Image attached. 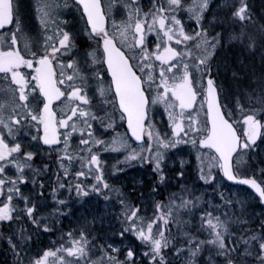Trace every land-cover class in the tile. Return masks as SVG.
Segmentation results:
<instances>
[{
  "label": "snow or ice",
  "instance_id": "6c2138e0",
  "mask_svg": "<svg viewBox=\"0 0 264 264\" xmlns=\"http://www.w3.org/2000/svg\"><path fill=\"white\" fill-rule=\"evenodd\" d=\"M122 2L125 18L117 21L112 12L118 0L107 6L101 0H71V5L68 0H36L42 34L34 39L23 32L13 0H0V29L16 24L15 31H0V95L4 97L0 99V223L9 227L0 236L11 250V264H134L131 246L123 245L127 250L121 259L122 245L109 243L110 236L96 232L113 216L120 230L112 235L123 239L131 233L141 241L148 264H264V210L257 214L236 194L225 199L228 194L217 177L220 173L251 186L264 205V168L241 175L242 166L249 165L252 154L264 146V70L248 74L256 88L242 93L247 108L240 96L235 97L234 108L222 103V96H228L220 83L222 73L230 68L234 81L242 79L243 68L229 63L232 44L259 52L264 69V25L257 32L243 26L252 22L247 0H224L230 17L242 25L239 31L224 34L213 27L216 16L206 19L213 0H150L147 10L140 0ZM71 6L80 11L82 32L94 42L80 56L72 55L81 52L75 43L79 33L70 31L72 22L61 18ZM188 22L194 27L187 29ZM82 65L94 70L82 71ZM98 65L106 66L110 74L106 87ZM90 80L95 85L92 95ZM156 104L164 106L171 135L162 134L153 122L150 108ZM117 114L139 142L137 147H132L127 133L115 132ZM106 130L113 135L104 136ZM21 132L37 142V148L42 144L55 155L50 194L57 207L47 215L36 214L38 201L32 195L43 197L44 180L38 177L49 165L33 167L37 152L23 143ZM181 143L196 150L198 177L215 185L212 195L221 200L220 205L180 185L166 200L152 201V215H141L142 204L133 203L105 176L101 153L123 151L126 166L150 164L163 184L167 150ZM117 170L123 171L113 166ZM183 176V171L176 173L177 179ZM26 183L38 191L24 194ZM58 189L74 192L78 200L96 194L105 206L116 193L121 197L118 211L91 212V219L85 216L76 229L62 233L64 244L43 249L33 258L29 247L33 236L21 216L37 231H51L59 223L56 218L65 214L62 209L72 215L69 201L57 198ZM156 190L154 186L151 192ZM172 225L177 226V234Z\"/></svg>",
  "mask_w": 264,
  "mask_h": 264
},
{
  "label": "rangeland",
  "instance_id": "374dc122",
  "mask_svg": "<svg viewBox=\"0 0 264 264\" xmlns=\"http://www.w3.org/2000/svg\"><path fill=\"white\" fill-rule=\"evenodd\" d=\"M216 1L217 2H214V5L212 6L210 10H231L230 8L224 6V0H221V4H219L220 0H216ZM109 2L110 0H104V5L107 6ZM231 2L235 3L236 0H231ZM247 2L249 3V7L251 8V10H253L252 16L256 17L257 19V24L252 25V32H257L260 26L264 25V0H247ZM140 3L144 7L145 10H147V8L150 7V0H140ZM13 4L17 10L16 15L18 16V18H21L27 12V10H35L36 0H13ZM113 10H123L122 0H118V3L116 7L113 8ZM35 14H36L37 19L39 20V16L37 15L36 11H35ZM235 31H239V29H235ZM241 52L243 54L245 53L246 55H243V54L233 55V53H228L229 63L234 68L236 64H237V69L241 68L243 63H245L246 65H250V62L249 64L246 62L250 59L252 61H254L255 58L258 60H261L259 52L252 53L246 50L245 48H243ZM258 62L261 63V61H258ZM242 68H243V71L240 72V76L242 77V79L239 82L233 80L231 68L228 71L223 72L222 78L220 79V83L222 84L228 96V99H224L223 96L221 99L224 102V104H226L229 108H234L236 96L241 97V103L244 105L245 108L249 107V105L245 103L242 93L246 91L252 92V90L256 88V83L251 82V78L248 74L252 71H255L257 74H259L262 71L256 67L255 68L242 67ZM103 84L106 87L105 82H103ZM197 104H198V101H197ZM155 106L156 107L154 110L155 115L153 117L154 118L153 122L155 123L156 127L160 129L162 134L171 135V126L168 123V118L167 119L165 118L167 114L164 110V106L162 104L160 105L161 107H159L158 104H156ZM252 107H258V105L253 104ZM188 114H191V113H187L186 115ZM200 116L201 118L203 117L202 112L200 113ZM237 118L238 119L240 118L239 114H237ZM75 143H76V140L73 139V145H75ZM114 153L115 152L107 151V152H104L101 156V160L104 162L105 176L106 178H108V180H109V170H110L109 157H113ZM166 158H167V163L165 165L166 180L171 182L173 184V187L176 188V189L168 188L169 190H171L172 192L178 191L177 189L178 182L177 180L173 181V176H176L175 172L183 171V173L186 174L183 176L185 180L183 185H187L194 190H197L198 187H201V188L204 187L205 192H207L206 201L211 200V203L214 204L215 196H213L212 193H213V190L215 189V185L205 184L203 181L199 179L198 163L196 160V150H194L190 144L181 143V144H178L176 148L167 150ZM181 160L184 161L183 165H181L180 163ZM120 165H122V167H120ZM147 166L150 167V169L148 170H153L150 164H147ZM115 168L123 169V171L117 170L115 172H124L127 174L128 177L131 175L135 177L136 173L134 171H137L140 173L144 172L143 170L138 171L136 169L132 171L128 169L127 166L123 162L116 163ZM261 168H264V146L259 147L257 151L252 154L251 163L247 165L246 167L242 166L241 173L244 174V172H248L249 170L261 169ZM10 174L12 173L10 172ZM143 174H145L144 177L146 180V188H149V191L146 192L147 193L145 196L146 199L143 200L145 204L142 205V208L144 210L141 212V215L144 213V211L147 209L150 202L153 200L152 198L153 195L157 192V190L155 193L151 192L152 188L149 185H147V181L151 180L154 174L149 175L151 173L147 172V169L145 170V173ZM217 177H218V183L222 186L223 190L228 194L225 196L227 199H232L233 198L232 194H236V196L243 197L247 201L249 209H254L257 214L260 211L264 210V208L260 205L258 199H256L255 196L252 195L248 190L240 188V187H232V186L227 185L224 182L223 178L220 175H218V173H217ZM91 182H92L91 179H88L87 183H91ZM161 185H164V183ZM21 190L22 192H24V194L31 193V190L26 184L22 186ZM136 191H137L136 189H128L127 191L123 190V192L127 195V197L132 202L134 198L136 197V194H137ZM61 194L63 196V199H67L68 192L66 190H62ZM105 195H107V193H105ZM115 195L116 193H112L111 198ZM113 208H116V210L118 211L117 204H115L114 202H111L110 205L105 206V201L103 200L102 197L96 194H91L90 198H85L83 200L76 199V200L70 201L67 204V209L71 210L72 215L69 216L67 215V212H66L65 220L62 218V216L58 217L57 219L59 220V223H61V221L63 220V222H65L69 227L76 229L78 225L82 222L85 216L88 219L92 218L91 212L93 211L97 213L102 212V211L110 212ZM62 211H66V210L62 209ZM224 211H228V209H225ZM252 226L253 225H244V227H252ZM119 230H120V225L117 222V218L113 216L109 220L105 221L104 228H97L96 232L98 234L99 233L106 234V238L110 236L111 238L109 239V243H113L116 245H122L121 249L124 247L123 245L135 247L137 244L141 243V241L136 239L131 233H127L123 239L120 238L119 236L112 235V233L118 232ZM232 231L234 232L237 231V228L233 227ZM99 242L103 243L104 241L100 240ZM96 254H98V252ZM4 261L5 262L7 261V256L4 253L0 252V262H4Z\"/></svg>",
  "mask_w": 264,
  "mask_h": 264
},
{
  "label": "flooded vegetation",
  "instance_id": "af4514ba",
  "mask_svg": "<svg viewBox=\"0 0 264 264\" xmlns=\"http://www.w3.org/2000/svg\"><path fill=\"white\" fill-rule=\"evenodd\" d=\"M68 3H69V5H71V0H68ZM219 4H221V0H220ZM230 11L231 10H210L207 14L206 19L210 18L211 16H216L217 19L213 22V27L215 28L216 31H220L222 34H224L227 31L240 29L242 27L241 23L237 20H233L230 17ZM112 17L117 21L123 20L125 18L124 10H113ZM16 18L20 20L21 28L23 29L24 33H27L28 35L32 36L34 39L41 36V34H42L41 25L39 24V20L37 18H36V20L34 19V10H27V12L21 18H18L17 15H16ZM61 18L70 20L72 22L73 27L70 28L69 30L70 31L74 30L77 33H79V35L76 38L75 43H76L77 48L80 49L81 52L78 53L76 51H73L72 55L80 56V55H82L83 49L88 48L90 44L92 46H94V42L91 41L89 39V37L82 32V28L84 26V19L81 18L79 10H77L74 6H71L68 9H64V13H63ZM182 19H183V17H182ZM253 24H256V18L252 16V22H250V23L245 22V25H243V26L246 27L247 31L251 32V27ZM108 27L111 29V19L108 21ZM192 27H194V24L192 22L186 23L187 29H191ZM15 30H16L15 22H13L10 25L5 26L3 29H0V31H2V32H10V31H15ZM49 34L51 35V32ZM19 46L23 49V46H24L23 35H21V37L19 39ZM150 46H151V42H150ZM234 46H237V45L232 44V45L228 46V53L234 52L233 51ZM33 50H36V49L33 48ZM71 58H72L71 56L67 57V59H71ZM97 67H99L100 71L104 73L103 81H105V84L107 86V84L109 83V80H110V74L107 73L105 66L98 65ZM92 70H94V69H89V68L84 67L82 65V71L88 72V71H92ZM89 84L92 85V87L89 90V95H92L93 91L95 89V85H94V82L91 80L89 81ZM2 88H3V83L0 82V89H2ZM3 98H4L3 95H0V99H3ZM125 122L126 121H120L119 116L117 114L116 124L114 126L115 132H119L122 134L127 133V135H128V131H127V128L125 126ZM94 127H95V125H94ZM33 134H35V133L33 132ZM19 135L23 137V143H25L29 146V150L37 152V155L33 158L34 159L33 165L41 167V165H43V164H48L49 170H50V162L52 159H55V155L53 154V152L50 151L47 146H43L42 144L40 145L39 148H37L36 147L37 142L31 141L30 138L28 137L27 133L21 132ZM75 135L78 136L79 134H75ZM103 135L104 136H111V135H113V131L112 130H106L103 133ZM128 139H129V136H128ZM116 153H118V152H116ZM121 156H122L121 153L117 155L118 160L114 159L113 157L109 158V167H110L109 175H112V176L114 175L113 166H115L116 163H120ZM49 170L47 172H44L43 170H41L42 175L38 177L39 179L44 180L45 186L47 185V178L46 177L49 173ZM119 175H121L122 177H120L119 182L116 181V183L120 184L119 185L120 188H126L124 185L125 182H127V187H129L130 189L140 190L142 188L141 181H140V177H141L140 173H137L136 178H133V179H130L129 177L125 176L124 172H119ZM109 183H112V182L109 181ZM126 189H128V188H126Z\"/></svg>",
  "mask_w": 264,
  "mask_h": 264
},
{
  "label": "trees",
  "instance_id": "16d2710c",
  "mask_svg": "<svg viewBox=\"0 0 264 264\" xmlns=\"http://www.w3.org/2000/svg\"><path fill=\"white\" fill-rule=\"evenodd\" d=\"M164 194V191L162 192L161 195ZM158 201H162V197L159 198ZM186 230H190L189 227L186 228ZM172 231L174 234H177V226L176 225H172ZM66 238L64 239H58V238H55L53 236V234L50 235V244H49V248H52L53 250H55L58 246H60L61 244H64V241H65ZM127 249L124 248L120 251V258L123 259V254L124 252L126 251ZM133 251L135 252V257H134V264H148L147 262V258L142 254L144 251H140V248L138 247L137 250H134ZM9 253L12 257V254H11V250H9ZM33 258H35L37 255H41V254H30ZM99 255V253L97 254ZM13 258V257H12ZM13 261V260H12Z\"/></svg>",
  "mask_w": 264,
  "mask_h": 264
},
{
  "label": "bare ground",
  "instance_id": "6f19581e",
  "mask_svg": "<svg viewBox=\"0 0 264 264\" xmlns=\"http://www.w3.org/2000/svg\"><path fill=\"white\" fill-rule=\"evenodd\" d=\"M234 49H233V55H238V54H243L241 51H242V49H243V47H241L240 45H237V46H234L233 47ZM243 55H246L245 53L243 54ZM256 60V61H255ZM255 60L254 61H252L251 59L250 60H248V61H246L248 64H249V62H250V65H246L245 63H243L242 64V67H252V68H258V69H260V70H264V69H262V67H261V63L260 62H258V61H261V60H258V59H256L255 58ZM235 68L237 69V64H236V66H235Z\"/></svg>",
  "mask_w": 264,
  "mask_h": 264
},
{
  "label": "water",
  "instance_id": "95a60500",
  "mask_svg": "<svg viewBox=\"0 0 264 264\" xmlns=\"http://www.w3.org/2000/svg\"><path fill=\"white\" fill-rule=\"evenodd\" d=\"M226 180H227V178L226 177H224ZM227 181H229V182H231V183H233V184H236V183H240V184H244V183H242V182H239V181H230V180H227ZM244 185H246V184H244ZM249 186V185H248ZM250 188H251V186H249ZM252 189V188H251ZM252 191H254L255 192V190L254 189H252ZM256 193V192H255ZM257 195H258V193H256Z\"/></svg>",
  "mask_w": 264,
  "mask_h": 264
}]
</instances>
